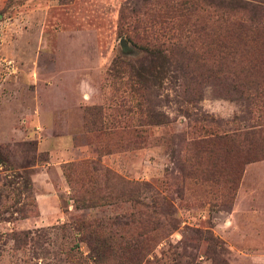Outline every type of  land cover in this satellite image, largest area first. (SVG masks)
Instances as JSON below:
<instances>
[{"label": "rangeland", "instance_id": "rangeland-1", "mask_svg": "<svg viewBox=\"0 0 264 264\" xmlns=\"http://www.w3.org/2000/svg\"><path fill=\"white\" fill-rule=\"evenodd\" d=\"M161 1L0 0V264H136L125 247L145 236L140 264H264V158L190 144L264 126V91L188 86L177 52L127 40L146 20L121 17ZM105 169L120 194L79 207Z\"/></svg>", "mask_w": 264, "mask_h": 264}, {"label": "trees", "instance_id": "trees-1", "mask_svg": "<svg viewBox=\"0 0 264 264\" xmlns=\"http://www.w3.org/2000/svg\"><path fill=\"white\" fill-rule=\"evenodd\" d=\"M159 5L158 9L144 8L139 14L145 15V18L138 16L134 11L127 17H121L127 21L132 17L146 20L143 22L142 35L137 33L126 35L127 40L134 46L164 55L177 52L181 79L188 86L195 82H226L231 89L256 97L260 91H264L263 4L245 0H164ZM155 26L159 35L169 37L161 39L148 31L153 30ZM134 28L137 29V26ZM194 37H199L200 41L196 42ZM206 53H213L214 58L205 56ZM86 110L87 113L100 117L99 122L102 120L101 106L87 107ZM88 122L96 125L93 120H87ZM138 137L140 138L141 134ZM200 143L231 145L240 151L249 150L247 161L262 159L264 126L231 133L221 129L217 133L190 141V144ZM102 175L107 190L98 184L73 190L74 200L79 207L99 203L98 200L109 201L120 194V190L115 191L117 186L115 181L127 183L109 169H105ZM65 176L69 179L68 174L65 173ZM112 178L113 181L110 180ZM97 191L101 194L94 196ZM95 226L94 221L85 220L78 224L77 229L90 234L96 233ZM157 227L153 226L155 230ZM156 233L152 235V239L157 237ZM30 238L31 231L28 229L13 231L11 234L15 248L26 245ZM149 239L151 238L145 236L138 244L125 247L133 256L142 253L140 260L136 257L138 261L136 264H140L141 258L145 255L143 251L148 249Z\"/></svg>", "mask_w": 264, "mask_h": 264}]
</instances>
